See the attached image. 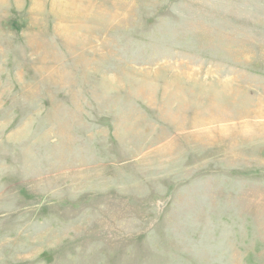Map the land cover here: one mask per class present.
<instances>
[{
    "label": "rangeland",
    "instance_id": "374dc122",
    "mask_svg": "<svg viewBox=\"0 0 264 264\" xmlns=\"http://www.w3.org/2000/svg\"><path fill=\"white\" fill-rule=\"evenodd\" d=\"M0 264H264V0H0Z\"/></svg>",
    "mask_w": 264,
    "mask_h": 264
}]
</instances>
